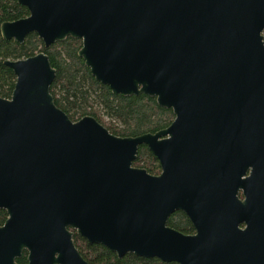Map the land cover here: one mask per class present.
<instances>
[{"label":"water","instance_id":"1","mask_svg":"<svg viewBox=\"0 0 264 264\" xmlns=\"http://www.w3.org/2000/svg\"><path fill=\"white\" fill-rule=\"evenodd\" d=\"M29 15L4 40L46 47L80 39L78 56L114 95L155 97L174 119L119 137L72 121L39 52L5 60L0 97V264H89L72 239L178 264H264V0H17ZM145 145L160 173L134 167ZM182 211L194 233L167 225Z\"/></svg>","mask_w":264,"mask_h":264},{"label":"trees","instance_id":"2","mask_svg":"<svg viewBox=\"0 0 264 264\" xmlns=\"http://www.w3.org/2000/svg\"><path fill=\"white\" fill-rule=\"evenodd\" d=\"M29 14L26 7L17 0H0V24L14 21ZM82 46L80 39L67 37L46 47L35 33L28 34L23 43L4 40L0 34V96H11L16 77L4 64L5 60H16L45 53L56 70L50 92L55 105L64 111L72 121L84 116H92L105 126L110 133L119 137H134L144 133H155L171 124L174 119L172 109L160 107L155 97L114 95L108 86L96 81L84 60L78 56ZM134 167L143 168L150 174L159 173L157 159L145 145L138 148ZM6 217L0 210V224ZM167 225L183 234H191L194 228L182 211H175ZM74 243L89 264H178L164 262L156 257L145 258L131 253L118 258L115 252L101 244H90L74 235ZM24 251L18 264H27Z\"/></svg>","mask_w":264,"mask_h":264},{"label":"flooded vegetation","instance_id":"3","mask_svg":"<svg viewBox=\"0 0 264 264\" xmlns=\"http://www.w3.org/2000/svg\"><path fill=\"white\" fill-rule=\"evenodd\" d=\"M28 15H29V14H28ZM28 15H27V16H28ZM27 16H26V17H27ZM23 18H25V17H23ZM20 19H21V18H20ZM0 97H2V98H6V97H3V96H0ZM9 98H10V97H9ZM9 98H6V99H9ZM159 169H160V168H159ZM160 171H161V170H159V173H160ZM159 173H158V174H159ZM0 210H4V209H0ZM4 212L6 213V217H5L4 221H3V223H1L0 225H3V224H4V222H5V220L7 219V216H8L6 210H4ZM68 230L73 231L72 239H73V243H74V235H77V234H76V232H75L74 230H72V229H70V228H68ZM193 233H194V232H193ZM191 234H192V233H191ZM78 236H79V235H78ZM79 237H80V236H79ZM81 238H82V237H81ZM74 245H75V243H74ZM75 247H76V246H75ZM76 248H77V247H76ZM77 250H78V249H77ZM78 251H79V250H78ZM23 252H24V251H23ZM79 253H80V252H79ZM80 254H81V253H80ZM81 256H82V255H81ZM26 257H27V256H26ZM82 257H83V256H82ZM17 264H18V263H17Z\"/></svg>","mask_w":264,"mask_h":264}]
</instances>
